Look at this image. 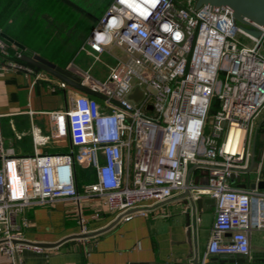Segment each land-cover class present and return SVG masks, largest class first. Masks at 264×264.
I'll return each mask as SVG.
<instances>
[{"label":"built area","instance_id":"obj_1","mask_svg":"<svg viewBox=\"0 0 264 264\" xmlns=\"http://www.w3.org/2000/svg\"><path fill=\"white\" fill-rule=\"evenodd\" d=\"M10 44L0 36V70L36 73L23 50L13 45L8 56ZM79 51L114 62L103 80L81 71L83 83L105 98L81 92L69 109L51 113L54 135L70 136L71 149L42 152L38 146L49 136L35 129L34 153L20 155L0 136V252L9 264H27L23 252L40 250L26 239L30 207L97 195L117 218L146 216L184 190L196 164L208 171L200 195L216 201L205 255L196 264L250 255L252 231H264V188L235 187L232 175L250 163L247 140L264 110V34L244 31L224 6L113 0ZM137 88L136 101L130 95ZM80 166L94 173L84 193Z\"/></svg>","mask_w":264,"mask_h":264},{"label":"crops","instance_id":"obj_2","mask_svg":"<svg viewBox=\"0 0 264 264\" xmlns=\"http://www.w3.org/2000/svg\"><path fill=\"white\" fill-rule=\"evenodd\" d=\"M68 1L86 12L89 19L93 20L95 28L113 0ZM62 5L68 4L54 6L68 9ZM81 16H77L74 22L72 17L66 15L64 19H69L66 26L76 25ZM93 29L85 36L82 33L79 35L81 44ZM75 31L73 29L71 33L66 32L69 36L66 41H76ZM80 46L77 54H86L79 51ZM26 54L32 56L38 53ZM39 55L48 59L47 54ZM104 56L114 62L111 56ZM51 61L62 67L70 66L76 72L83 70L75 59L69 62ZM36 70V73H41L38 79L36 73L32 72L12 68L0 70V136L4 138L5 145L13 147L17 154L31 155L36 149L33 131L38 129L42 135L49 136L46 143L38 146L42 152H67L72 147L70 136L54 135L56 124L51 113L69 109L72 97L81 91L67 82V87L62 88L60 82L63 80L40 68L36 67ZM107 76V64H101L100 69L95 71L94 77L103 80ZM263 119L264 110L254 121L247 140V149L251 155L259 136L258 125ZM19 135L21 138L18 137ZM79 168L85 171L84 184L94 180L91 168L87 166ZM257 178L255 174L248 176V186L245 187L242 186L245 183L242 179L232 180V184L250 190V183L257 181ZM191 182H198L199 187L208 183L203 168L191 170ZM84 184L80 183L79 178L81 193H84ZM183 192L184 190L176 192L172 198L157 204L146 216L136 215L130 220L116 221V214L110 210L106 200L97 195L84 197L80 203L61 199L51 204L30 207L27 215L32 226L26 230V239L45 247H40V250L26 249L23 252V259L27 264H196L201 262L214 224L216 201L210 196L203 195L202 212L199 213L195 207L191 211V217H187L188 209L182 200H179ZM81 219L84 226L81 224ZM77 235L87 237L69 239ZM60 242L59 246L53 247ZM251 249V254L245 256L244 263L230 261L224 263L220 257L212 256L208 264H264V231H252ZM0 264H9L7 257L1 252Z\"/></svg>","mask_w":264,"mask_h":264},{"label":"water","instance_id":"obj_3","mask_svg":"<svg viewBox=\"0 0 264 264\" xmlns=\"http://www.w3.org/2000/svg\"><path fill=\"white\" fill-rule=\"evenodd\" d=\"M202 5H212L215 7H228L233 11L234 18L240 23L241 28L252 34L253 36L260 38L264 34V30L257 29L255 27L246 25H249L248 20L253 21L257 24H259L261 27L264 28V0H196V7L199 8ZM0 36L14 45L15 47L25 50L26 47L21 44L19 41L5 33L4 31L0 30ZM22 60L37 67L40 68L48 73H51L55 75L56 77L60 78L64 82H67L68 84L74 86L81 92H85L88 94H91L93 96L99 97V98H105V95L92 87L86 85L82 81V72H76L74 69H72L70 66L68 67H62L55 62L39 55H28L24 54L22 57ZM142 96V91L137 88L134 93L130 95L131 99L138 100ZM257 133L259 134L258 138L256 139L254 143V151L252 152V155L250 157V163L248 167L244 170L239 171L237 174L234 173L232 175V179H237L240 181H244V185L242 186H248L247 185V179L248 176L251 174H255L258 176L257 181H253L250 183L249 187L251 189L255 188H264V119L260 122L258 125ZM195 168H203L204 174L207 175L208 171L205 166L196 164L193 165V167H190L189 173L187 175L186 179V186L184 188L183 195L179 197V200H182L183 204L186 206L187 210V217H191V211L196 207L199 213L202 212L203 208V202L204 198L202 195H200V190L198 188V182L192 183L191 182V170ZM122 219V217H118L116 221H119ZM87 236L78 237L73 236L69 239H78V238H85ZM31 244L37 247L44 248V245H41L39 243H34L29 241ZM61 244L57 243L53 247L59 246ZM221 258V260L226 263L228 261L230 262H246V257L242 255H236V256H218Z\"/></svg>","mask_w":264,"mask_h":264},{"label":"rangeland","instance_id":"obj_4","mask_svg":"<svg viewBox=\"0 0 264 264\" xmlns=\"http://www.w3.org/2000/svg\"><path fill=\"white\" fill-rule=\"evenodd\" d=\"M1 1L3 2L0 4H2V6L7 5L8 8H6L7 10H4V12L0 11V22H5L10 16L11 21L13 20L14 23H16L15 29L20 30L22 28L20 35H22V40H24L31 53L49 54L61 62H69L75 59L81 64L83 70H88L90 68V74L92 76H95V71L100 69L101 64L106 65L108 63H113L112 60L105 56L101 57L100 61H96L92 55L77 54L81 42L77 44L73 54L70 55L67 49L72 50L75 44L71 41L66 42L69 36L64 31L67 30L69 33L73 31V28L71 26H66V21H64V17L67 15L66 13L68 10L55 8L53 12L54 20L50 19V22L46 25L41 21L43 17H47L48 11L52 10L54 7L55 3L52 2V0ZM182 1L185 2V0ZM62 6L64 8L67 7L65 5ZM10 11L12 13L9 15ZM27 16L29 18H27ZM12 25L13 24L5 23V27L10 29H13ZM79 178L80 183L84 184L85 171H81L80 168Z\"/></svg>","mask_w":264,"mask_h":264},{"label":"trees","instance_id":"obj_5","mask_svg":"<svg viewBox=\"0 0 264 264\" xmlns=\"http://www.w3.org/2000/svg\"><path fill=\"white\" fill-rule=\"evenodd\" d=\"M2 2L3 1L0 0V3H2ZM52 2H54L55 4H58V5L59 4H66V5L68 4L67 5L68 9H66L68 11H67L66 14L69 15L70 17H72L73 18L72 21H74V22H75L74 19L77 18V16L79 17L81 15H84V16H81L77 20L76 25L71 26L73 29L76 30L75 33H77V35L74 36V39L77 38L76 41L73 42L75 44L74 45V48L72 50L67 49V51L70 53V55H72L73 54V51L75 50V47L77 46V44L79 42H81V38L79 39V35L81 33L84 34V36L87 35L94 28V25L95 24L93 23V20L92 19H89V17L86 15V12H84L81 9H79V7L76 6V5H74V3H72V2H70L68 0H52ZM56 7H58V6H56ZM56 7L54 6L53 7L54 9L48 11L46 18L45 17L42 18L41 21L43 22L44 25L48 24L50 22V19H53L54 20V14H53V12H54V10H55ZM6 8H8L7 5L6 6L5 5L2 6V4H0V11L1 12H4V10L6 11L7 10ZM11 13L12 12L10 11L9 12V15ZM27 18H29V17L27 16ZM68 20H69L68 18L64 19V21H66V24L68 23ZM8 22L10 24H13L12 27H13V29H15L16 23H14L13 20L11 21V17L9 16V18L7 20H5V22H3V21L0 22V30L4 31L8 35H10L11 37H13L17 41H19L21 44H23L26 47V50H25L26 52L24 51L25 54L28 53V52H30V49L28 48V46L26 45V43L24 42V40H22L23 39L22 38V35H20L22 28L20 30H16V29L13 30V29H10L8 27H5V23L6 24H9ZM64 32L66 33L67 30H65ZM66 42H68V41H66ZM9 49H10V55H8V56H11L12 57L13 54H14V52L17 50V48H15L13 45L10 44L9 45ZM48 55L49 54H47L46 56L48 57L49 60H56L52 55H49V56ZM216 105H217V101L214 100L212 108L215 109L216 108Z\"/></svg>","mask_w":264,"mask_h":264}]
</instances>
